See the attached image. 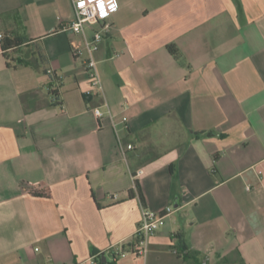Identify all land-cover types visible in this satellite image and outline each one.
<instances>
[{
    "label": "crops",
    "instance_id": "crops-1",
    "mask_svg": "<svg viewBox=\"0 0 264 264\" xmlns=\"http://www.w3.org/2000/svg\"><path fill=\"white\" fill-rule=\"evenodd\" d=\"M116 3L100 95L72 0H0V264H264V0Z\"/></svg>",
    "mask_w": 264,
    "mask_h": 264
},
{
    "label": "built area",
    "instance_id": "built-area-1",
    "mask_svg": "<svg viewBox=\"0 0 264 264\" xmlns=\"http://www.w3.org/2000/svg\"><path fill=\"white\" fill-rule=\"evenodd\" d=\"M72 4L75 19L65 29L71 30L82 38V45L74 50V55L77 58H85L90 86L93 91L103 95L104 87L95 54L104 39L103 31L109 30L111 27L109 20L118 11V5L116 0H72ZM100 24L102 25L101 31H95L93 36L89 37L87 35V29ZM0 38H2V35H0ZM105 106L108 107L106 103ZM94 113L98 118L104 115L101 107L95 108ZM127 121L128 119L124 117L123 123ZM118 141L120 147L124 150V144L119 136ZM126 148L130 150L133 147L132 145H128ZM172 212L173 208L171 207L161 212L143 208L141 224L135 233V242L131 252L137 256L146 257L150 250L151 237L166 225L167 217ZM125 255L126 253L124 252L123 256Z\"/></svg>",
    "mask_w": 264,
    "mask_h": 264
},
{
    "label": "trees",
    "instance_id": "trees-1",
    "mask_svg": "<svg viewBox=\"0 0 264 264\" xmlns=\"http://www.w3.org/2000/svg\"><path fill=\"white\" fill-rule=\"evenodd\" d=\"M1 42H2V50H3L4 57L7 60L8 66L11 67L10 62H18V60L15 59V54L18 51V49H20L24 45L25 39L23 38L22 35H19V34L14 35V36L13 35H9V36L2 35ZM171 52L174 55H178L177 50L171 49ZM50 94L54 97V100L57 101L58 92L52 89L50 91ZM137 188L141 195L142 200L144 201L139 183H137ZM34 194L40 195L39 192H34ZM180 254L183 255L184 258L195 260V261H196L197 255H199L197 252H188L186 249H182L180 251Z\"/></svg>",
    "mask_w": 264,
    "mask_h": 264
},
{
    "label": "rangeland",
    "instance_id": "rangeland-1",
    "mask_svg": "<svg viewBox=\"0 0 264 264\" xmlns=\"http://www.w3.org/2000/svg\"><path fill=\"white\" fill-rule=\"evenodd\" d=\"M39 73H40L39 76H41V77H46L42 70H41Z\"/></svg>",
    "mask_w": 264,
    "mask_h": 264
}]
</instances>
